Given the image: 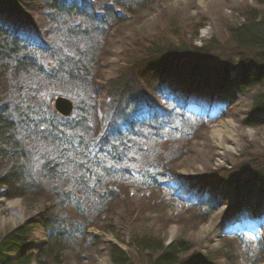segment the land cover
<instances>
[{
  "label": "trees",
  "instance_id": "trees-1",
  "mask_svg": "<svg viewBox=\"0 0 264 264\" xmlns=\"http://www.w3.org/2000/svg\"><path fill=\"white\" fill-rule=\"evenodd\" d=\"M154 1L0 0V7L12 12L16 22L9 28L0 19V190L6 189L0 196H22L29 203L44 198L49 203L0 234V264H30L33 259L37 264H69V250L82 244L86 229L96 223L90 211L93 216L106 212L119 195V175L141 168L148 186H155L169 175L172 162L195 135L194 126L203 113L192 114L178 98L154 101L138 76L166 74L177 65L186 73L198 69L195 57H204L208 49L205 44L187 46L183 40L147 39L141 44L133 60L107 82L110 112L98 127L96 61L108 33L123 12H135ZM247 10L240 24L228 27L234 54L241 61L237 87L244 91L262 86L255 106L264 110V10ZM37 11L44 17V36L35 42L18 28L30 25ZM248 49L254 51V71L245 59L243 50ZM228 71L227 65L212 71L214 88L222 91ZM59 94L73 100L70 116L51 106ZM141 104L144 114H134L131 105ZM174 133L181 138L169 135ZM34 155L39 160L33 167ZM250 168L253 176L264 173L260 158L220 172L222 179L236 178ZM201 204L200 213L206 217L215 208L210 202ZM38 226L47 239L34 255L27 245ZM150 238L141 239L142 249L148 251L143 264H211L198 254L182 257L191 247L180 240L165 244ZM14 253H19L16 258ZM110 255L114 264H134L117 244L110 243Z\"/></svg>",
  "mask_w": 264,
  "mask_h": 264
},
{
  "label": "rangeland",
  "instance_id": "rangeland-1",
  "mask_svg": "<svg viewBox=\"0 0 264 264\" xmlns=\"http://www.w3.org/2000/svg\"><path fill=\"white\" fill-rule=\"evenodd\" d=\"M249 7L259 13L264 10V4L255 0H156L135 12H123L121 21L113 25L96 61L98 127L105 124L110 112L107 82L124 70L147 39L183 40L187 46L205 44L208 52L202 58L195 57L199 68L192 73L177 65L166 74H138L154 101L178 98L187 104L189 112H202L203 118L194 126L195 135L172 162L166 178L149 187L141 168L133 174H120V192L112 198L109 210L93 216L90 207L87 209L96 223L86 229L83 243L69 250V264H114L110 243L119 245L134 264H143L148 251L141 247L142 237L162 239L165 244L180 240L191 247L182 257L198 254L211 264H264V226H260L264 224V173L253 176L250 168L236 178L222 179L224 174L220 172L257 158L264 163V110L255 106L263 87L249 86L239 91L241 61L234 54L228 33L229 26L243 21ZM0 19L9 28L16 23L15 15L1 7ZM43 24V14L37 11L32 23L20 25L18 31L36 42L44 36ZM243 51L254 71V51ZM224 65L229 68V76L220 91L214 88L211 75ZM130 108L136 115L144 112L142 104ZM217 130L219 138L212 133ZM169 135L181 138L177 133ZM38 160L34 155L33 167ZM203 201L215 207L207 217L205 212L200 213ZM48 206L44 198L29 203L22 196H0V234ZM69 207H73V201ZM244 222L256 225L257 230ZM46 239L47 233L38 226L27 248L36 255ZM30 264H37L36 259Z\"/></svg>",
  "mask_w": 264,
  "mask_h": 264
},
{
  "label": "water",
  "instance_id": "water-1",
  "mask_svg": "<svg viewBox=\"0 0 264 264\" xmlns=\"http://www.w3.org/2000/svg\"><path fill=\"white\" fill-rule=\"evenodd\" d=\"M53 107L54 109L63 116H69L74 108L73 102L62 95H56L53 98Z\"/></svg>",
  "mask_w": 264,
  "mask_h": 264
},
{
  "label": "snow or ice",
  "instance_id": "snow-or-ice-1",
  "mask_svg": "<svg viewBox=\"0 0 264 264\" xmlns=\"http://www.w3.org/2000/svg\"><path fill=\"white\" fill-rule=\"evenodd\" d=\"M2 191V190H0ZM246 224V226H248L249 228H252L253 230H257V226L256 225H253L251 223H248V222H244ZM260 226H264V224H261ZM242 230V229H241Z\"/></svg>",
  "mask_w": 264,
  "mask_h": 264
},
{
  "label": "bare ground",
  "instance_id": "bare-ground-1",
  "mask_svg": "<svg viewBox=\"0 0 264 264\" xmlns=\"http://www.w3.org/2000/svg\"><path fill=\"white\" fill-rule=\"evenodd\" d=\"M218 131H219V130H217L216 132H214V131L212 132L214 135H216L217 138H219V136H220V134H219Z\"/></svg>",
  "mask_w": 264,
  "mask_h": 264
}]
</instances>
